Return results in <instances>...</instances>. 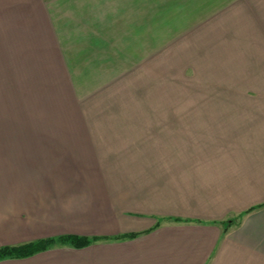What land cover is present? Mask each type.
I'll use <instances>...</instances> for the list:
<instances>
[{"label": "crops", "instance_id": "0c3cea01", "mask_svg": "<svg viewBox=\"0 0 264 264\" xmlns=\"http://www.w3.org/2000/svg\"><path fill=\"white\" fill-rule=\"evenodd\" d=\"M190 2L0 0V96L41 100L28 135L15 121L17 136L0 137V249L99 239L0 264H264V74L242 79L257 89L195 90L202 105L152 106L143 120L89 104L99 52L160 49L152 36L166 44L168 30L153 19L206 15Z\"/></svg>", "mask_w": 264, "mask_h": 264}, {"label": "rangeland", "instance_id": "374dc122", "mask_svg": "<svg viewBox=\"0 0 264 264\" xmlns=\"http://www.w3.org/2000/svg\"><path fill=\"white\" fill-rule=\"evenodd\" d=\"M199 1L201 3L190 2L186 6L195 4L197 6H193L190 13L202 8L206 15L189 18L185 11L183 18L176 17V13L162 22L161 18L153 19L154 31L158 33L161 28L168 30L166 44L161 34L154 33L152 36L158 38L154 40V45L161 46L160 49L122 51L120 59L116 57L118 51L111 50V46L106 44L108 49L99 52L98 56V62L103 63L90 66V107L121 106L122 109L127 106L134 109L130 113H136H116L115 116L143 120L144 113L152 106H175L180 100L186 105H202L205 99L200 97L203 93L195 94V90H210L216 85L237 91L246 89L248 85L249 90L257 89V81L242 79L264 74L261 66L264 59V11L259 3ZM124 24L130 26L131 21L126 19ZM165 45L168 48H164ZM132 57H138L135 60L140 62L146 58L150 61L146 65H131L126 59ZM226 76L234 80H227ZM183 95L184 101L181 99ZM214 100L228 104L226 100L232 99ZM40 107L41 100L35 98L0 96V137L17 136L15 121L24 124L28 135L27 127L32 123L33 113L35 110L38 112ZM90 109L96 111L95 108ZM91 116L103 119L102 114L92 113Z\"/></svg>", "mask_w": 264, "mask_h": 264}, {"label": "trees", "instance_id": "16d2710c", "mask_svg": "<svg viewBox=\"0 0 264 264\" xmlns=\"http://www.w3.org/2000/svg\"><path fill=\"white\" fill-rule=\"evenodd\" d=\"M251 210H255V208L250 209L247 212H250ZM242 216L243 214L239 215L235 219H230L219 223L223 227V234H225L230 227H232L235 223H237ZM137 235L138 234L122 236L117 238L116 240L132 239L135 238ZM98 241L99 239L71 237L64 239V241L44 240V241H37L16 247L2 248L0 249V261L8 260V259L14 260V259L29 258L35 254L42 253L52 248H55L56 246H58V244L67 245L73 248H84Z\"/></svg>", "mask_w": 264, "mask_h": 264}]
</instances>
